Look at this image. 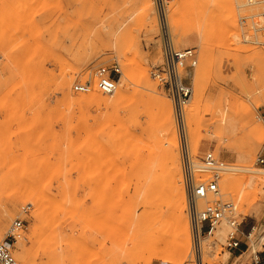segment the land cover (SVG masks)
Wrapping results in <instances>:
<instances>
[{"label": "rangeland", "instance_id": "rangeland-1", "mask_svg": "<svg viewBox=\"0 0 264 264\" xmlns=\"http://www.w3.org/2000/svg\"><path fill=\"white\" fill-rule=\"evenodd\" d=\"M143 1L0 0V243L20 264H131L141 259L198 264L202 258L205 264H254L255 253H264V164L257 161L264 157V31L250 29L252 16L264 25V4L172 1L175 44L196 48L199 58L188 79L194 91L181 124L173 102L151 77L161 55L159 25L154 0L149 12ZM116 65L124 97L116 101L113 95L108 105L92 100V94L102 93L95 86L96 71ZM86 81L93 83L91 92L73 91L75 83ZM197 91L204 94L191 136L184 119ZM146 93L172 106L188 251L176 252L172 219L165 207L163 216L155 210L161 202L157 191L169 182V151L162 120ZM221 114L237 119L235 138L225 130L219 133ZM183 146L194 166L203 165V152L210 149L226 162L220 199L234 204L241 230L257 226L250 241L243 239L250 245L243 256L225 246L226 221L216 229L224 228L225 235L214 232L195 255ZM250 149L253 162L246 163L243 152ZM244 165L255 170L259 192L241 205L227 179L246 174L237 170ZM194 173L198 180L211 176L195 167ZM16 219L23 221L17 241L8 236Z\"/></svg>", "mask_w": 264, "mask_h": 264}, {"label": "built area", "instance_id": "built-area-1", "mask_svg": "<svg viewBox=\"0 0 264 264\" xmlns=\"http://www.w3.org/2000/svg\"><path fill=\"white\" fill-rule=\"evenodd\" d=\"M173 0H154L156 16L159 25L158 41L161 50L160 58L151 66V77L158 86L168 95L174 105L177 120L183 121L186 105L193 96V85L188 82L192 71L198 65V50L196 48H178L175 44L170 23L169 7ZM250 5H258L264 0H248ZM263 15L262 13L259 16ZM251 18L250 29L264 31V25L260 24L255 16ZM241 28L246 30L247 19H241ZM121 68L116 65L112 68L101 67L96 73V88L106 94H114L118 88ZM93 89L90 81L77 82L73 86L75 93H89ZM258 163L264 164V157H258ZM182 162L184 181L188 195V216L191 226L193 250L198 257L202 251L203 240L213 235L217 227L224 221L229 225L225 246L229 251L241 248L243 239L250 241L257 231V226H252L249 231L241 230L242 221L236 213L232 202H224L220 199V179L227 170L226 162L215 153V150L203 152V169L209 171L211 176L198 180L193 172L194 161L188 148L182 147ZM202 169V170H203ZM211 197L213 200L204 207L199 202ZM23 227V221L16 219L10 230L9 237L17 241L19 232ZM254 264H263L259 252L253 257ZM0 264H20L6 243H0Z\"/></svg>", "mask_w": 264, "mask_h": 264}, {"label": "bare ground", "instance_id": "bare-ground-1", "mask_svg": "<svg viewBox=\"0 0 264 264\" xmlns=\"http://www.w3.org/2000/svg\"><path fill=\"white\" fill-rule=\"evenodd\" d=\"M143 6H144V9L147 10V12L151 11V9H152L151 0H144ZM142 73H143L142 76L146 79V88H149L151 81L147 75V71L145 69H143ZM65 86L69 89L70 82L67 81L65 83ZM151 86L153 87V85H151ZM122 88H123V86H122ZM150 90H151V88H150ZM146 92H148V91H146ZM202 92L197 91L195 103L193 104V106H191L187 116L185 115V117L187 119L185 118L184 120H187V121H184V122H187V127L190 129L189 131H191V132H189L191 134V136H192V133H195L196 129H197L196 126H195L196 128H194V125L196 123L197 116L200 113L199 110L201 109L200 106H201L202 101H203V94L204 93L202 94ZM115 93L114 94L95 93V94H92L91 98H92V100H94L98 103L108 105L109 103L112 102L111 99H112L113 95H114L113 99L115 97L116 101H119L120 99H122L124 97L119 88H117ZM146 94L149 98L148 102L150 101L151 105L156 109V112L159 114V116L162 120L163 131L167 135V143L166 144L168 145V151H169L168 152L169 170H170L169 182H168V184L162 185L160 187V189L157 191L161 202L158 201L159 204L157 205L155 210H156L157 214L160 213L161 216H163L165 214L163 207H165V209H167V212L169 213V216L172 219L173 232H175V234H176L175 244H177V246H178L177 249L175 248L177 251L176 250L175 251L178 253L182 252V251H188V250H190L191 240H190V232H189V222H188L187 216H185V214H184V210H185V206H186V194H185V188L183 185L182 176H181V173H180L179 168H178V156H177V147H178L177 133L178 132H177V128L175 126L176 123H174V119H173L172 106L167 100H165L166 98L163 99L157 95L150 94V93H146ZM149 106H150V104H149ZM152 106H150V107H152ZM198 120H199V117H198ZM217 120H218L219 133H222L225 130V132L229 133L232 136V138H235V136L237 135V129H238L237 119L234 116L229 115V114H227L225 116L221 114V116L219 118H217ZM211 123H212V121H211ZM184 125H186V124H184ZM199 126H201V125H199ZM251 131H252V129H251ZM191 143L193 144V141H191ZM196 145H197V143H196ZM242 158H244L246 163H252L253 162V150H251V149L247 150V151L245 150L243 152ZM194 167L197 169H201V170L203 169V166L200 167V166H194L193 165V172H194ZM237 170L244 171L247 173L240 175L238 177L228 178L227 184H228V188L230 190H232V192L235 195L234 200L242 205L247 201L246 199L249 196H251V194L255 196L254 198L257 197V193L259 192V190L257 192V190L254 188L257 186L258 177L255 174V170L251 167H247L244 165L241 168H238ZM195 172H196V170H195ZM238 185H239V187H238ZM211 200H213L211 197H209L208 199H205V200H201L202 202L200 201L201 203H199L200 207L205 205V202H203V201H206V203H207ZM222 224H224V223H222ZM215 232L219 233V235H222V236L225 235V233H226L224 228H219L218 230H215ZM208 237H210V236H208ZM262 243H264V237L261 239L260 244H262ZM203 254H204V252H203ZM165 258H167L166 261H168L170 259L169 257H165ZM237 259H239V258H237ZM134 260H135V258L132 259L131 262ZM141 261L137 260V261H135V263L134 262H132V263H134V264H144L145 263L144 260L141 259ZM208 263L211 264L212 262L208 260ZM127 264H130V262H127ZM178 264H180V263H178ZM198 264H205V259L202 258V261Z\"/></svg>", "mask_w": 264, "mask_h": 264}, {"label": "crops", "instance_id": "crops-1", "mask_svg": "<svg viewBox=\"0 0 264 264\" xmlns=\"http://www.w3.org/2000/svg\"><path fill=\"white\" fill-rule=\"evenodd\" d=\"M243 231H244V230H243ZM241 247H243V249H245V250H243L242 248L238 249L239 251H242V252H241L242 254H240V257L243 256L244 254H246V253L249 251V249H250V245H249L248 242H242ZM241 249H242V250H241ZM236 251H237V250H236ZM263 252H264V251H263ZM261 259H262V262H263V264H264V253H261Z\"/></svg>", "mask_w": 264, "mask_h": 264}]
</instances>
